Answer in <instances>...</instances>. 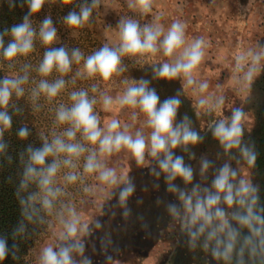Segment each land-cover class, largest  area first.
Instances as JSON below:
<instances>
[{"label":"clouds","instance_id":"clouds-1","mask_svg":"<svg viewBox=\"0 0 264 264\" xmlns=\"http://www.w3.org/2000/svg\"><path fill=\"white\" fill-rule=\"evenodd\" d=\"M8 3L9 7H16V0H8ZM153 3L154 0H126L128 9L141 16L152 12ZM25 4L28 11L22 17V22L0 32V55L8 61L31 53L37 36L46 46L53 45L57 39L58 30L51 16H46L38 29L33 26L32 18L41 12L46 0H21L20 6ZM100 6L101 0H85L78 6V11L74 9L62 18L63 23L70 28H83L93 22V10ZM159 19L157 17L153 22L141 26L139 20L132 16L120 17L116 26L119 43L116 46L105 43L86 57L78 47L69 50L65 46H52L44 50L36 72L41 77H49L53 72L58 73V76L51 81L40 79L30 90L34 111L40 110L41 95L51 101L65 89L69 81L64 77L72 71L73 64L79 65L82 61L83 66L76 71V77H99L109 81L127 71L123 57L135 58L139 62L147 54L155 56L162 52L170 59L152 64V79L169 82L181 80L183 89H178L174 96L161 102L156 89L150 87L151 80L141 78L131 79V82L128 79L122 81L126 87L116 101L121 108L128 106L139 110V113L132 112V120L135 121L140 113L144 115L145 126L150 129L147 135L142 128L132 132L130 124L121 125L118 119H112L106 127L100 126V117L94 106L99 102L105 111L110 110L113 97L107 93L101 92L99 97H90L85 89L71 91V104L60 103L55 108L54 125L65 127L61 131L54 128L51 139L40 136L41 146L28 145L19 153L22 172L15 195L23 220L12 231V239L15 241L25 235L24 220L45 223L41 213L47 216L55 213L61 225L59 242L42 248L38 264H93L91 257L85 255V238L93 236L94 229H101L103 223L97 219L91 222L90 227L89 223L82 222L76 208L66 203H61L57 210V202L65 194L64 188L58 184L57 176L67 169L63 174L65 185L80 181L82 175L76 169L80 167L81 159L83 174H96L107 189L119 188L118 206L123 209L122 216L127 218L131 215L128 200L136 190L135 184L128 175L118 176L117 170L109 167L103 159L125 150L130 152L138 166L145 165L146 161L148 165L150 160L155 162L148 174L156 180L163 175L166 194L175 197L174 200L157 197L156 204L163 205L173 223L179 222V232L185 237L184 243L190 251L199 249L216 264H264V203L261 202L260 186L252 179L243 178L239 169L230 162L226 161L217 167L207 154L199 158L200 179L197 180V170L192 164H186L183 155L175 154L179 148L188 154L190 160H196V153L191 149L202 144L205 139L193 128L187 114L177 122L178 109L182 104L180 96L185 93V86H194V91L201 94L197 105L200 108L207 107L208 113L221 108L225 98L222 95H203L209 83L198 82L194 77V71L205 55L204 38L197 37L187 43L186 25L183 22L174 20L165 30ZM72 35L78 34L74 32ZM5 36L10 37L7 46ZM262 60L264 46H257L256 50L249 49L237 57L236 71L243 73L239 81L249 91L256 72L264 70ZM8 66L12 68L15 63ZM30 67L29 64L24 65L25 69ZM28 82L27 71L22 75L0 79V157L5 155L8 147L4 142V134L12 127L13 117L8 109L12 107L16 114H22V110L12 100L13 97L19 99L25 96L24 85ZM71 83L74 84L75 79ZM91 91L98 92V86L93 84ZM245 116L244 109L236 107L231 110L230 117L209 121L207 128L227 155L228 161L254 169L258 152L255 143L244 140ZM17 135L25 140L30 130L26 125L22 126ZM7 160L11 163L12 157L8 156ZM177 179L184 187L175 183ZM32 186L36 190L28 191ZM153 187L159 189L161 186L154 183ZM84 191L94 194L87 187ZM137 203H143V200L138 199ZM137 219L144 221L143 216ZM142 227L147 229L149 225L143 222ZM99 243L105 254V264H116V259L107 251L110 246L114 251H119L113 241L102 237ZM16 251V243L9 248L7 237L0 236V262L9 254L16 259Z\"/></svg>","mask_w":264,"mask_h":264},{"label":"rangeland","instance_id":"rangeland-1","mask_svg":"<svg viewBox=\"0 0 264 264\" xmlns=\"http://www.w3.org/2000/svg\"><path fill=\"white\" fill-rule=\"evenodd\" d=\"M132 16L139 20L141 26L151 23L159 17L165 30L174 20H180L186 25V42L190 43L194 38L203 37L205 41V55L200 65L194 71V77L199 81L209 83L208 90L203 95L223 96L224 104L214 112L208 113L207 107L200 108L197 100L200 93L194 91V86H185V93L180 96L182 101L178 109L177 122L187 114L192 121V126L205 137L204 142L191 151L196 153V160H190L188 154L181 149H176V155H183L186 164H192L197 170L196 179L199 180V158L202 154L214 160L219 167L224 162H230L237 167L241 176L252 179L260 186L261 202L264 203V186L256 170L247 165H236L235 161H228L227 155L218 142L214 140L207 128L209 121L230 117L231 110L242 107L246 112L244 119V140L255 143L259 138L260 111L264 95V70H259L254 75V83L251 91L242 85L239 77L243 73H237L236 60L242 53L249 49L256 50L257 46H264V0H154L152 12L141 16L138 12L128 9L126 0H101V9L95 17L93 24L88 25L94 33V37L100 44L116 46L119 43V31L116 28L120 17ZM170 58L162 52L155 56L147 54L139 62L135 58L125 56L122 58L126 66L125 71L119 77H113L109 81H103L96 77L95 84L101 92L113 97V105L107 114L103 126L112 119H118L121 125L130 124L131 131L142 128L147 135L150 132L145 126V117L142 113L134 121L131 118L133 111L138 109L128 106L121 108L116 98L123 94L126 87L122 83L124 79L139 80L141 78L151 80L150 87L156 89L160 101L174 96L178 89H183L181 80L166 81L152 79V64L161 63ZM264 66V60L261 61ZM109 167L117 170L118 176H127L135 184L136 190L128 200L131 215L122 216L123 209L118 206L119 188L107 189L95 174L92 178L90 189L94 194L88 193L87 197L80 200L77 212L82 222L89 223L100 220L103 223L101 229H94V235L86 237L85 255L90 256L93 264H105V254L100 248L99 238L108 237L114 247L108 248V254L116 259V264H216L212 258L201 250L190 251L184 243L185 237L179 232V222H172L166 215L163 205H157V197L174 200L175 197L165 192L163 175L156 180L151 177L149 168L154 166V161L147 165L138 166L127 150L103 158ZM147 165V166H146ZM211 173H209V181ZM154 183H159L160 188L155 189ZM175 183L184 187L177 179ZM123 187V185H120ZM116 193V195H112ZM142 199L143 203H137ZM112 213H115L113 216ZM143 216L144 221L137 219ZM147 222V229L142 223ZM61 225L50 228L48 238L40 247L58 243ZM39 257V256H38ZM79 259V258H78ZM38 264V259H33Z\"/></svg>","mask_w":264,"mask_h":264},{"label":"trees","instance_id":"trees-1","mask_svg":"<svg viewBox=\"0 0 264 264\" xmlns=\"http://www.w3.org/2000/svg\"><path fill=\"white\" fill-rule=\"evenodd\" d=\"M84 2L85 0H46V4L41 12L33 16V26L38 29L39 23L42 22L46 16H51L53 25L57 27L58 30L57 39L53 45H43L37 36L34 50L26 57H18L14 58L13 61H8L0 55V79L6 76L22 75L24 71H27L29 74V82L24 85L25 96L19 99L13 97L12 100V103L22 110V114H16L12 107L8 109L9 114L13 117V121L11 129L4 134V142L8 145L6 153L3 157H0V236L7 237L9 248L12 247L13 243L17 245V258L13 259L12 255L9 254L0 264H34L33 259H38L40 247L48 238L50 228L60 225L55 213L52 216L41 213V215L44 216L45 223H30L24 220L26 226L25 235L17 238L15 241L12 239L11 235L12 231L19 225L21 220H23L21 207L15 195L22 172L19 153L25 150L28 145H32L33 147L41 146L42 142L40 136L44 135L51 139V132L54 128L57 131H61L65 127L64 125L59 127L54 125L55 108L60 103L66 105L71 104L69 99V93L71 91L85 89L89 92L90 97H99V88L96 93L91 91V86L95 84L96 78L81 79L75 76L76 71L82 68L83 61L79 65L73 64L72 71L64 77L69 83H67L65 89H63L57 97L48 101L41 95L39 100L41 107L39 111L33 110L30 96V90L36 86V83H38L40 79H48L51 81L58 76V73L53 72L49 77H41L36 72V68L43 58L46 47L65 46L69 50L78 47L86 57L102 46L88 27V25H92L93 22L91 24H86L83 28H70L63 23L62 18L74 9L78 11V6ZM20 4L21 0H16V7L13 8L9 7L8 0H0V32L5 28H10L12 25L22 22V17L27 13L28 9L26 4L23 7H21ZM100 9L101 6L93 10L92 21H94ZM74 32L78 35L73 36L72 33ZM9 38V36H5V46H7ZM10 63H15V66L9 68L8 65ZM25 64H29L31 67L25 69ZM73 79H75L74 84L71 83ZM94 110L100 117V126L104 127V119L107 114L102 109L99 102L94 106ZM260 118L259 138L256 147L258 152L256 170L264 186V95ZM25 125L29 128L30 135L27 139L21 140L17 135V131L20 127ZM8 156L12 157L11 163L7 160ZM82 165L83 159L80 161V167L78 166L76 169V171L82 175V179L75 183L65 185L63 174L67 169H63L58 174V184L64 188L65 194L61 196L60 200L57 202V210H59L61 203L72 205L77 209L80 200L87 197L88 193H86L84 189L86 187L90 188L89 186L95 174H83ZM35 190V186H32L28 191ZM23 195L26 196L27 193H23Z\"/></svg>","mask_w":264,"mask_h":264}]
</instances>
